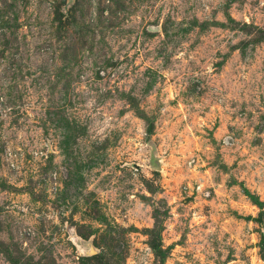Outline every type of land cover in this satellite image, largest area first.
Instances as JSON below:
<instances>
[{"label": "rangeland", "instance_id": "1", "mask_svg": "<svg viewBox=\"0 0 264 264\" xmlns=\"http://www.w3.org/2000/svg\"><path fill=\"white\" fill-rule=\"evenodd\" d=\"M65 2L0 0V264H264V0Z\"/></svg>", "mask_w": 264, "mask_h": 264}, {"label": "water", "instance_id": "2", "mask_svg": "<svg viewBox=\"0 0 264 264\" xmlns=\"http://www.w3.org/2000/svg\"><path fill=\"white\" fill-rule=\"evenodd\" d=\"M71 1L72 0H66L62 10H66L67 6L71 3ZM84 247H85L84 254L88 255V254H93L95 252L89 241L84 242Z\"/></svg>", "mask_w": 264, "mask_h": 264}]
</instances>
